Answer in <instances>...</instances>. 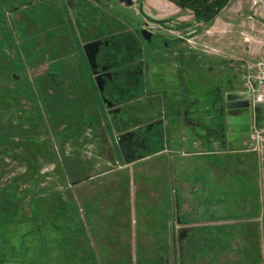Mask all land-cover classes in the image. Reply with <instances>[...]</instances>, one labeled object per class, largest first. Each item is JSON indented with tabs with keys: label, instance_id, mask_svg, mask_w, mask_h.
I'll use <instances>...</instances> for the list:
<instances>
[{
	"label": "rangeland",
	"instance_id": "374dc122",
	"mask_svg": "<svg viewBox=\"0 0 264 264\" xmlns=\"http://www.w3.org/2000/svg\"><path fill=\"white\" fill-rule=\"evenodd\" d=\"M29 1L31 5L25 6ZM133 1L131 6L119 0L101 4L94 0H0V264H69L70 257L64 256L62 247L60 250V244L64 243L60 234L54 232L51 235V226L44 225L41 219L49 212L55 216L64 215L67 204L71 203L68 193L63 192L62 180L65 178L56 163L58 137L54 134L63 127V124H58L63 120L57 118L65 117V124L68 123L70 128H78L81 124L74 118L75 105L69 106L66 114L58 113L57 109L63 108L60 105L64 99L71 104V96L81 91V96L89 103L82 110L87 113L95 110L91 104L96 103L93 92L90 88L73 87V80L88 81L91 70L96 74L106 73L104 75L111 78L110 71L114 68L122 67L128 61L138 63L143 58L137 56V48L143 47L136 34L137 24L142 18L140 3L146 14H158L161 18L181 17L196 27L192 14L178 10L174 5L167 6L165 0ZM225 17L228 18L225 28L213 29L212 34H207L203 27L188 44L199 53H205V50L210 57L226 60L225 70H220L218 76L207 71L204 64L192 69L193 83L197 88L192 99L201 101L190 105V119L196 123L195 126L183 119L186 103L174 98L177 94L173 93V88L167 89V84L177 87L176 79L167 75L169 80L152 87L155 91L162 87L167 89L169 96L175 99L173 101L178 102L171 107L175 114L182 116L185 126L178 135L188 139L189 151L195 141L211 148L208 147L209 139L213 142L221 139L222 131L215 119L207 118L214 112L211 90L216 86L225 88L224 91L231 90V87L243 90L248 76L256 74L254 61L264 57V0H233ZM123 29L128 31L123 33ZM92 43L99 44V51L91 61L87 58L86 46ZM78 48L82 58L74 55ZM217 52L220 54L215 55ZM125 56L129 59L126 63ZM246 59L248 61L243 62ZM129 68L132 69L131 79H137L142 73L131 66ZM211 71L218 74V70ZM13 74L19 79H13ZM117 75L113 74V77L117 78ZM48 80H65L68 88L64 89L62 83L60 88L46 86L51 82ZM93 87L97 91L95 83ZM120 89L123 88L113 85L108 99L115 100L119 92L116 91ZM62 91L63 94L57 96ZM124 96L125 92L119 94L120 98ZM141 96L138 94L136 100ZM98 106L101 110L102 106ZM259 108L256 123L262 129L264 104ZM169 112V105L162 104L160 115L167 119ZM169 118L174 121L175 117ZM253 118L250 110L230 123L224 122L226 150L252 148ZM173 121L168 119L167 123ZM145 123L147 120L136 119L125 130L136 131L134 129L143 128ZM175 123L179 125L178 118ZM262 143L258 151L241 154V160L248 164L241 168V175L252 177L257 183L258 213L250 217L242 215V222L248 219L256 221V231H253L255 235L251 233L250 243L242 238L240 248H234L233 258L240 257V264H264V212L261 214L264 210V140ZM102 145L101 141L92 144L89 158L95 160L100 155L101 158L116 160L114 149L107 154L100 148ZM60 189L64 195L58 192ZM68 207L71 209V204ZM52 218L55 222L54 216ZM226 257L225 264H229L231 258Z\"/></svg>",
	"mask_w": 264,
	"mask_h": 264
},
{
	"label": "crops",
	"instance_id": "0c3cea01",
	"mask_svg": "<svg viewBox=\"0 0 264 264\" xmlns=\"http://www.w3.org/2000/svg\"><path fill=\"white\" fill-rule=\"evenodd\" d=\"M232 1L211 25L195 21V27L181 17L161 18L158 14L154 15L166 19L169 29L178 31L177 36L187 34L188 42L182 49L170 51L169 56L163 54L156 58L155 63L150 64L147 70L144 66L131 65L136 70H143L139 79H145V84L138 91L121 85L126 93L122 98L119 97L120 90L118 93L116 91L117 99L135 104L136 109L141 107L139 104L146 102L140 100L146 94L154 95L150 100L160 107L162 104L169 105L168 115L174 116V121L169 116L166 119L165 115H159L161 126H156L151 139L147 141L142 140L143 133L142 137L135 136V131L125 130L128 125L122 127V123L128 121L123 116L119 120L107 115L105 108L109 109L107 105L113 104L107 97L111 95L113 85L110 81L112 78L104 75L106 73L96 74L89 68L91 75L88 81L73 80L72 86L75 88H90L97 103H91L94 105V112L83 111L82 107L87 108L89 103L79 91L71 96V104L64 99L63 105H60L63 108L57 109L58 113L66 114L69 106L75 105L74 118L81 124L78 128H70L63 123V127L58 128L54 134L58 137L55 139L56 149L58 148L56 163L65 178L62 180L63 192L68 193L71 200L73 228L79 233L75 240L80 246L75 264H225L227 255L231 258L229 264H240V257H236V260L233 258L234 248H240L242 238L250 243L251 233L255 235L253 231H256V221L248 219L242 222V215L250 217L258 213L257 183L252 177L241 175V168L248 166L241 160V154L256 152L253 150V142L250 150H226V134H220V140L207 141L211 148L195 141L190 145L189 151L188 139L179 138L178 135V132L183 131L182 116L175 114L176 111L171 107L178 103L173 101L176 98L186 103L179 87L181 74L187 72L195 93L197 88L191 75L194 67H203L204 64L206 70L216 76L220 70H225V59L210 57L205 50V53H199L188 44L203 27L207 34H212L213 29L225 28V24H228L225 12ZM165 2L167 6L174 5L182 10L169 0ZM192 16L194 17L193 14ZM74 52L76 58L83 57L79 48ZM218 53L215 55L220 54ZM247 59L243 62L248 61ZM125 65L114 68L110 75L120 74ZM254 65L255 63V70ZM211 70H218V74ZM144 71L148 74H144ZM167 75L176 79L177 87L167 84V89L173 88V93L177 94L175 99L163 87L152 90L156 84L161 86L160 81L163 83L169 80L166 79ZM99 76H104L101 80L103 91L96 80ZM60 83L64 89L68 88L65 80L47 82L46 86L60 88ZM229 87L230 85L227 88ZM230 89L242 90L240 87ZM245 89L246 85L243 90ZM63 92L57 96L60 97ZM138 94L142 96L136 100ZM198 102L201 101L192 99L190 104ZM98 104L102 106L101 110L98 109ZM254 115L253 119L256 120V114ZM177 118L179 127L175 123ZM207 118L214 119L211 114ZM57 119L66 120L65 117ZM146 119L147 116L144 120ZM168 119L173 122L167 123ZM127 134L132 135L124 142L125 155L118 137ZM97 141L103 143L100 148L107 154L114 149L117 159L101 158L100 155L95 160L89 158L90 146ZM58 192L64 195L61 189ZM49 202L48 200L47 203ZM263 212L262 209L261 214ZM85 242L88 243V254L84 250ZM238 252L237 255L240 253Z\"/></svg>",
	"mask_w": 264,
	"mask_h": 264
},
{
	"label": "flooded vegetation",
	"instance_id": "af4514ba",
	"mask_svg": "<svg viewBox=\"0 0 264 264\" xmlns=\"http://www.w3.org/2000/svg\"><path fill=\"white\" fill-rule=\"evenodd\" d=\"M94 1L98 4H101L103 1L110 2L111 0H94ZM119 1L121 3L126 4L124 0H119ZM31 3L32 2L29 1L28 3L25 4V6H28V5L30 6ZM140 8H141L140 13H141L142 18H141V21H139V23L137 24L136 34L139 36V40L142 42L143 47L137 48V51H138L137 56L138 57L143 56V58L138 60L139 61L138 63H130V61H128L129 59H126V56H125L124 62L126 63L128 61L127 64L125 65V68L124 69L122 68V72L120 74H118L117 72H113V73H117L119 76L117 75V78H116V77H113V74H112L111 75L112 79H110V81L112 82V85H115L116 87L121 88L122 87L121 85L123 86L127 85V87L129 88L130 87L135 88L136 91H138L139 88L143 84H145V79L141 78L140 80L139 76L137 79H131L130 72L132 71V69H130L129 66L136 64L138 65V67L144 66L145 70H147L150 64L155 63L156 58L160 57L163 54H167V56H169L171 54L170 51H173L174 49L180 50L183 47H185L188 42L187 34H178L177 36L176 34L178 31H175V29H169L168 27L169 22L166 19H160L159 17H155L154 15H151V13L150 14L144 13L142 11L141 3H140ZM15 11H17V9L11 11L10 14ZM143 29L148 30L152 34L151 40H148L143 36L142 34ZM126 31H128V29L126 30L123 29V33ZM141 71L143 70L141 69ZM144 74L147 75V71H144ZM180 82L181 84L179 85V87H180V91L184 93V100L186 101V108L188 107L190 110L191 104H188V103H190V101L192 100L194 91H193V86L191 85V81H190V78L187 72H184L183 74H181ZM224 89L220 88L219 86H216L215 88L211 90L213 94L211 98L212 100L211 102L213 105L212 109L214 111L213 114H211V116H213V118L215 119L216 125L219 126V130L222 131L221 132L222 135L224 134L223 132L225 130L224 129L225 121L227 123H230L234 119H236L241 113L245 114L248 111L250 112L251 110V109L249 110L248 109L229 110L227 108V102L225 100V93L228 91H224ZM118 91L119 90H117V92ZM229 91H235V89L234 90L231 89ZM120 92L121 93L124 92V89H120ZM153 97L154 95L152 94H149V95L146 94V96L140 99L146 102L139 104L141 105V107L139 106V108L137 109H136L135 104L131 105L130 102L119 101V100H116V98H114L115 100L111 99L113 102V106L109 109L105 108V111H107V115L113 119L118 118L119 120H121L120 116H123V118L127 119L128 120V121L126 120L127 122L122 123V127H125L127 125L128 126L133 125L136 119H140L143 121V119L147 116V119H146L147 123L142 124L143 128L140 127L139 129H134L136 130L135 136L137 135L141 136V134L143 133L144 139L141 136L142 140L147 141L151 139L153 130L156 128V126H158V128L161 126L160 119H158L160 118L159 117L160 106L156 104L155 101H151ZM258 109L259 108H257L255 111L254 110L253 111L251 110V111L253 112V114H257ZM228 112L231 113V116L228 115ZM189 116H191V112ZM150 118H151L150 120L151 122H149ZM134 144L138 146L137 143H134ZM139 145L141 146V142L139 143Z\"/></svg>",
	"mask_w": 264,
	"mask_h": 264
},
{
	"label": "trees",
	"instance_id": "16d2710c",
	"mask_svg": "<svg viewBox=\"0 0 264 264\" xmlns=\"http://www.w3.org/2000/svg\"><path fill=\"white\" fill-rule=\"evenodd\" d=\"M173 2L177 7L184 11H190L195 18V21L205 25H211L218 15L226 8L232 0H169ZM49 77V76H48ZM13 78V76H12ZM14 79V78H13ZM56 116V114H55ZM67 122V120L60 121L59 126L63 123ZM69 126V124L67 123ZM71 204V209L68 206ZM51 213L46 214L41 220L44 225H50L51 230L49 233L54 235V232H58L61 236V239L64 243L60 244V250L62 247V251L64 256H69V264H75V257L77 256V251L79 247L75 240L78 239V231H75L73 228V208L72 203L67 204V210L64 215H51ZM48 216V217H46ZM55 218V222L53 221V217ZM53 227V228H52ZM61 242V241H60ZM86 254L88 249V243L85 242ZM75 246V247H74ZM68 264V263H67ZM85 264H88L85 263Z\"/></svg>",
	"mask_w": 264,
	"mask_h": 264
},
{
	"label": "water",
	"instance_id": "95a60500",
	"mask_svg": "<svg viewBox=\"0 0 264 264\" xmlns=\"http://www.w3.org/2000/svg\"><path fill=\"white\" fill-rule=\"evenodd\" d=\"M124 2L127 4V5H133L134 4V1L133 0H124ZM142 34L143 36L148 39V40H151V36L152 34L146 30V29H143L142 30ZM98 43H92V44H88L86 46V52H87V56H88V59L89 60H93V57L94 55L99 51V48H98ZM13 78L14 79H19V77L16 76V74H13ZM103 77L99 76L97 77V82L100 86V89L103 91L104 88H103V84L101 83V80H102ZM225 100L227 102V108L229 110H233V109H237V110H241V109H251L250 108V94L247 90H240V91H228L225 93ZM113 106L112 103H110L109 105H107L108 108H111ZM190 110L189 108L187 107L183 113V116H184V121L186 123H188L189 125H192V126H195L194 123L191 119H190ZM228 115L231 116V113L228 112ZM132 135V134H131ZM130 134H127V135H121L118 137V142L119 144L121 145V148L123 150V153L126 155L125 153V146H124V142L125 140L131 136Z\"/></svg>",
	"mask_w": 264,
	"mask_h": 264
},
{
	"label": "built area",
	"instance_id": "2783aa9c",
	"mask_svg": "<svg viewBox=\"0 0 264 264\" xmlns=\"http://www.w3.org/2000/svg\"><path fill=\"white\" fill-rule=\"evenodd\" d=\"M256 75L250 77L246 83V89L250 94V108L255 111L264 104V57L255 62ZM264 128L259 129L256 120L252 122L251 140L253 142V150L258 151L264 140Z\"/></svg>",
	"mask_w": 264,
	"mask_h": 264
}]
</instances>
